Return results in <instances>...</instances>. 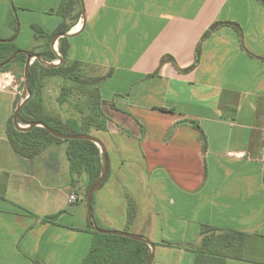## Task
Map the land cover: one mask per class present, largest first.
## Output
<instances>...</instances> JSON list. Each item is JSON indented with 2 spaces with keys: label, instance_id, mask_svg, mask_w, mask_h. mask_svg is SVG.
Instances as JSON below:
<instances>
[{
  "label": "crops",
  "instance_id": "crops-1",
  "mask_svg": "<svg viewBox=\"0 0 264 264\" xmlns=\"http://www.w3.org/2000/svg\"><path fill=\"white\" fill-rule=\"evenodd\" d=\"M61 1L0 0V40L16 34L11 43L41 52L33 26L72 25L68 61L101 79L106 127L90 134L108 173L92 198L97 225L149 239L152 264H194L203 226L235 231L244 260L226 264H264V3L81 0L64 19L50 13ZM220 22L240 31L221 25L202 39ZM20 99L12 68L0 71V264H82L94 238L89 178L71 174L66 142L31 159L13 150L6 129Z\"/></svg>",
  "mask_w": 264,
  "mask_h": 264
},
{
  "label": "trees",
  "instance_id": "trees-1",
  "mask_svg": "<svg viewBox=\"0 0 264 264\" xmlns=\"http://www.w3.org/2000/svg\"><path fill=\"white\" fill-rule=\"evenodd\" d=\"M259 1L264 3L263 0ZM77 3H79V0H62L57 8L52 9L50 13L61 15L64 19H67ZM221 25L240 31L239 25L233 22L215 23L203 35L202 39ZM71 27L72 25L63 23L53 34H47L37 26L32 27L34 38L36 40L42 39L47 46L45 51L37 52L41 58L48 63L61 58V63L57 67H46L36 60L31 65L29 88L32 96L19 112L18 120L20 123L28 125L34 121H41L64 134H90L91 129H105L106 118L100 110L101 97L98 89V83L101 79L87 76L84 68L79 63L68 61L66 37L59 39L56 52L49 48L50 43L58 33L66 34ZM199 48L200 44L197 46L195 63L185 71L191 70L197 64ZM20 50L11 42L0 41V64L6 62ZM31 52H34V50ZM25 57L24 53L17 54L14 60L3 65L0 71H9L14 62L25 63ZM161 61L167 60L163 58ZM51 77L62 78L65 83H69L68 91L84 97V105L90 110V114L79 124L63 122L60 118L51 115L42 105L38 96L42 86L41 82L43 79ZM6 133L13 150L26 159L39 155L52 143L66 142L71 174L76 176L87 175L89 178L87 192L100 174L102 157L99 148L92 142L60 140L41 127H35L27 132L17 131L13 126L12 119L7 124ZM135 213L136 205L129 199L127 208L128 226L131 225ZM93 234L94 238L89 253L82 264H146L150 253L147 244L122 236L103 235L95 231H93ZM202 234L200 245L191 248L195 255L194 264H226L227 259L244 260L243 252L246 239L244 234L235 231L220 232L207 226L202 227Z\"/></svg>",
  "mask_w": 264,
  "mask_h": 264
},
{
  "label": "water",
  "instance_id": "water-1",
  "mask_svg": "<svg viewBox=\"0 0 264 264\" xmlns=\"http://www.w3.org/2000/svg\"><path fill=\"white\" fill-rule=\"evenodd\" d=\"M79 1H81V0H79ZM16 26L18 28V24ZM72 36H74V34H71V33L60 34L59 36H57V38H55L51 42L52 50L55 51L53 45L58 38H63V37L71 38ZM15 37H16V34H15L14 38H12L6 42H13L15 40ZM0 41H2V40H0ZM19 53H24L26 55L25 63H24V88H23V91L21 94V99L18 102V104L16 105L14 113H13L12 123H13L14 128L17 131L27 132V131H30L31 129L35 128V127H41V128H44L45 130H47L53 137L58 138L60 140H85V141H89V142H92L93 144H95L99 148L101 156H102V166H101V171H100V174H99L97 180L90 186V188L88 189L87 195H86V209H87V216L89 219V223H90L92 229L99 234L122 236V237H126L129 239L140 241V242L147 244L150 248V253H149V256L146 260V264H152L155 245L149 239H147L144 236L132 234V233H129L126 231L107 230V229L100 228L94 219L93 211H92V198H93L94 193L97 191V189L104 182V180L107 176V173H108V158H107V154L105 151V147L102 144V142L98 138L92 136L91 134H64V133H61L57 130L52 129L51 127H49L48 125H46L45 123H43L41 121H34V122H32L26 126H22L19 123V120H18L19 112L21 111L23 106L27 104V102L29 101V99L31 98V95H32L31 90L29 88V80H30V68H31L33 61L37 60L39 63H41L43 66H46V67H57L61 63V58L58 59L57 64H53V63H48V62L44 61L41 58L40 54H38V53L20 50L16 54L12 55L11 58H9L6 62L0 64V69L3 65L8 64L12 60H14L16 55Z\"/></svg>",
  "mask_w": 264,
  "mask_h": 264
},
{
  "label": "rangeland",
  "instance_id": "rangeland-1",
  "mask_svg": "<svg viewBox=\"0 0 264 264\" xmlns=\"http://www.w3.org/2000/svg\"><path fill=\"white\" fill-rule=\"evenodd\" d=\"M41 30L44 31L45 28L44 30ZM37 52V50H34V53ZM35 61L36 60H34L33 63ZM56 62H58L57 59L54 60V62L52 63L57 64ZM11 68L16 76L17 81L19 82V88L22 94L24 88V63L14 62L12 63ZM41 84L42 86L38 96L41 99L42 105L51 115L60 118V120H62L63 122H72L75 124H79L88 114H90V110L86 107V105H84V97L75 92L72 93L68 91L69 83H65V80H63L62 78H45L42 80ZM23 125L26 126V124ZM65 156L66 155H64V158ZM61 176L62 178L68 179V173L65 171L64 168L62 169ZM80 176L87 175L81 174Z\"/></svg>",
  "mask_w": 264,
  "mask_h": 264
},
{
  "label": "built area",
  "instance_id": "built-area-1",
  "mask_svg": "<svg viewBox=\"0 0 264 264\" xmlns=\"http://www.w3.org/2000/svg\"><path fill=\"white\" fill-rule=\"evenodd\" d=\"M56 63H58V62H56ZM78 201V196L76 195V194H70L69 196H68V202L70 203V204H74V203H76Z\"/></svg>",
  "mask_w": 264,
  "mask_h": 264
}]
</instances>
